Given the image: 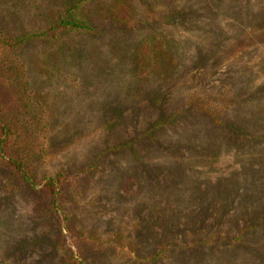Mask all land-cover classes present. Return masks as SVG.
Returning a JSON list of instances; mask_svg holds the SVG:
<instances>
[{
    "label": "rangeland",
    "instance_id": "obj_1",
    "mask_svg": "<svg viewBox=\"0 0 264 264\" xmlns=\"http://www.w3.org/2000/svg\"><path fill=\"white\" fill-rule=\"evenodd\" d=\"M76 1L0 0V37ZM121 2L0 48L45 126L29 179L0 166V264H264V0Z\"/></svg>",
    "mask_w": 264,
    "mask_h": 264
},
{
    "label": "trees",
    "instance_id": "obj_2",
    "mask_svg": "<svg viewBox=\"0 0 264 264\" xmlns=\"http://www.w3.org/2000/svg\"><path fill=\"white\" fill-rule=\"evenodd\" d=\"M87 0H77L68 6L59 20L47 29L33 31L15 38L0 37V48L9 47L19 53L25 44L35 38L59 39L63 31L92 32L94 27L80 16L81 5ZM115 17L122 15L121 0H117ZM45 126L34 108L30 94V84L24 72L16 63L8 64L6 58L0 60V166L22 173L29 179L27 165L44 154L42 143L37 138ZM61 182L60 174L50 178L45 184L49 193L58 200L61 191L56 187ZM70 264H86L74 255L67 258Z\"/></svg>",
    "mask_w": 264,
    "mask_h": 264
}]
</instances>
